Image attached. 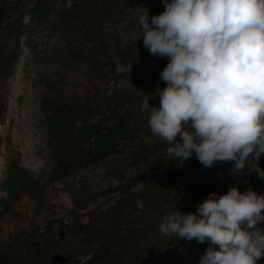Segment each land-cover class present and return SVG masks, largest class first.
<instances>
[{
    "label": "trees",
    "instance_id": "16d2710c",
    "mask_svg": "<svg viewBox=\"0 0 264 264\" xmlns=\"http://www.w3.org/2000/svg\"><path fill=\"white\" fill-rule=\"evenodd\" d=\"M139 9L138 0H0V85L4 90L25 51L42 65L38 108L47 147L38 171L22 167L17 158L7 160L0 174V214L23 196H34L46 184L115 154L123 157L129 173L124 183L106 191L114 195L111 199L87 212L86 221L75 216L55 231L16 232L0 245V264H165L164 257L179 251V264H199L208 248L218 246L159 232L167 215L195 212L207 197L189 203L182 188L211 183L218 195L230 186L264 194V179L257 173L232 174L235 162L205 168L195 154L180 165L166 152L168 145L153 135L142 99L144 93L155 96L158 87H166L160 72L168 59L152 56L144 47L139 19L122 18L123 12ZM146 10L149 17L159 15L164 5L149 0L142 14ZM115 15L119 26L132 27L133 35L120 28L110 33ZM41 34L45 39L38 44ZM43 50L46 56L40 54ZM149 105L159 107V97ZM6 108L3 91L0 124ZM259 164L264 169V156ZM258 226L264 228V222ZM55 253L66 261L53 263ZM257 264H264V258Z\"/></svg>",
    "mask_w": 264,
    "mask_h": 264
},
{
    "label": "clouds",
    "instance_id": "9594fccd",
    "mask_svg": "<svg viewBox=\"0 0 264 264\" xmlns=\"http://www.w3.org/2000/svg\"><path fill=\"white\" fill-rule=\"evenodd\" d=\"M164 11L139 16L144 47L167 58L166 87L144 93L153 135L183 165L235 162L264 179V0H161ZM131 70V66L129 72ZM264 194L230 186L211 192L195 212L173 211L159 225L168 238L210 241L199 264H257L264 258Z\"/></svg>",
    "mask_w": 264,
    "mask_h": 264
},
{
    "label": "rangeland",
    "instance_id": "374dc122",
    "mask_svg": "<svg viewBox=\"0 0 264 264\" xmlns=\"http://www.w3.org/2000/svg\"><path fill=\"white\" fill-rule=\"evenodd\" d=\"M138 5L139 10L128 14L123 12L122 18L138 20L149 0H138ZM119 23L121 20L115 15L108 26L110 33L120 28L125 35H133L131 26H119ZM44 39V34H41L36 42L39 44ZM40 54L46 56L48 51L43 50ZM41 73L42 65L25 51L13 75L4 82V90L0 85V97L6 91L7 107L6 119L0 124V174H3L9 158H17L22 167L31 171H38L46 161V138L41 124L43 117L38 108L43 86ZM15 80L18 84L13 94L11 81ZM128 176L123 157L115 154L68 178L46 184L34 196H23L19 202L12 204L9 212L0 214V245H4L18 231H55L59 223L67 224L75 216L86 221L87 212L114 196L105 195L106 191L124 183ZM178 254L172 258L164 257L163 262L179 264L182 256L180 251Z\"/></svg>",
    "mask_w": 264,
    "mask_h": 264
},
{
    "label": "water",
    "instance_id": "95a60500",
    "mask_svg": "<svg viewBox=\"0 0 264 264\" xmlns=\"http://www.w3.org/2000/svg\"><path fill=\"white\" fill-rule=\"evenodd\" d=\"M215 187L211 183H199L182 188L181 193L187 202L193 203L200 198L206 197L209 193L214 192ZM53 263H64L66 258L61 253H55L51 256Z\"/></svg>",
    "mask_w": 264,
    "mask_h": 264
},
{
    "label": "bare ground",
    "instance_id": "6f19581e",
    "mask_svg": "<svg viewBox=\"0 0 264 264\" xmlns=\"http://www.w3.org/2000/svg\"><path fill=\"white\" fill-rule=\"evenodd\" d=\"M17 80L11 81V87L13 88V94L16 93Z\"/></svg>",
    "mask_w": 264,
    "mask_h": 264
}]
</instances>
